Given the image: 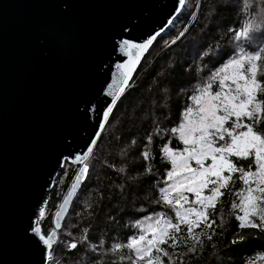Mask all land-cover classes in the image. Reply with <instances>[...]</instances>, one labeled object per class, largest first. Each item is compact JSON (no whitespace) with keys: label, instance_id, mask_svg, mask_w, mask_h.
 Here are the masks:
<instances>
[{"label":"snow or ice","instance_id":"6c2138e0","mask_svg":"<svg viewBox=\"0 0 264 264\" xmlns=\"http://www.w3.org/2000/svg\"><path fill=\"white\" fill-rule=\"evenodd\" d=\"M28 7L20 27L40 61L55 53L83 71L14 206L0 202V264H190L206 241L219 264L251 241L264 246V0H176L164 23L139 38L132 33L140 26L136 10L147 15L145 0H105L97 5L104 11L90 15L85 0ZM229 10L236 20L221 26ZM186 12L188 22L172 35ZM165 32L170 38L156 51ZM189 40L193 54L177 55ZM165 59L152 76L159 100L146 108L134 97L125 107L137 69ZM100 77L95 96L84 99ZM77 114L90 132L76 127ZM97 162L106 199L93 184ZM70 165V188L45 231L51 194ZM84 193L78 219L66 224L71 202ZM129 227L126 239L108 243ZM244 264H264V251Z\"/></svg>","mask_w":264,"mask_h":264},{"label":"water","instance_id":"95a60500","mask_svg":"<svg viewBox=\"0 0 264 264\" xmlns=\"http://www.w3.org/2000/svg\"><path fill=\"white\" fill-rule=\"evenodd\" d=\"M37 2L0 0V202L10 210L23 174L41 158L55 135L66 110L70 83L78 84L83 71L71 61L58 62L55 53L47 62L40 61L37 50L23 37L20 22L32 11L28 5ZM103 3L105 0H85V14L104 11L97 7ZM175 3L145 0L147 15L136 10L140 26L132 34L143 37L162 25ZM102 79H93L84 99L95 96ZM75 120L77 128L91 131L82 114H77ZM76 142L82 144L84 139L77 136Z\"/></svg>","mask_w":264,"mask_h":264},{"label":"trees","instance_id":"16d2710c","mask_svg":"<svg viewBox=\"0 0 264 264\" xmlns=\"http://www.w3.org/2000/svg\"><path fill=\"white\" fill-rule=\"evenodd\" d=\"M188 15L189 13L182 14L176 21V27L169 30V32L172 35L176 34V29L180 28L184 23L188 22ZM201 16L204 15L203 11L200 13ZM236 20L235 14L229 10L227 12H224L219 17L218 22L221 24V26L228 25ZM202 22V21H201ZM169 32L162 36L160 39V43L155 45L156 51H159V48L162 45L163 39H169L170 35ZM193 34H198V28L193 27L192 28ZM217 38H219V33L216 34ZM214 43V41H212ZM187 50L189 53V56L193 54L192 48H191V42L189 40V43L185 47H181L176 49L177 55H182L184 51ZM156 52H153V56L155 57ZM166 59L161 60L156 63H152L151 61H145L143 64V67H140L137 69L139 75L136 77L138 86L137 88L133 89L132 94L129 96L128 100L125 102V107L131 106L133 103V98L136 97H143L144 103L146 108H150L153 101L159 100V91L154 85L152 81V76L154 73L161 67L166 64ZM173 102H175V97L173 98ZM181 103H184L183 100H181ZM119 115V113H118ZM113 130L110 128L109 131L105 134V138L107 139L108 136L112 135ZM158 151V146L156 148ZM104 153L98 152L97 156L99 158H103ZM116 153L115 150H113V155L109 156V159H113L115 157ZM96 172H95V178L93 180L94 186H98L100 188V194L107 198V192L104 188V184L106 183L104 180L103 170L101 169L99 163L96 164ZM74 166H69L68 170V176L65 178L64 183L62 186H58L51 194V199L49 201L48 206V212H49V218L43 222V226L45 231H48V229L52 228V221H51V215L54 214L57 209L58 205L62 202L63 196L67 193V191L70 188L71 185V178L74 176ZM161 171L163 169L161 168ZM59 184V182H57ZM87 198V193H84L83 195L79 196V199L74 198L71 208L69 210L68 216L66 217L65 223H73L75 222L78 217H76V213L82 211V206L84 200ZM93 199H99L98 196L95 194L93 195ZM230 199V198H229ZM149 208H151V205H149ZM87 221H82L81 226L86 224ZM234 223V221H233ZM75 231V230H73ZM134 231L131 227L127 229H120L116 234L114 239L108 238V243L111 244L112 242H121L124 239H126V234L131 233ZM261 240H264V234L261 235ZM217 247H219V238H217ZM264 251V246L261 245V241H251L248 245H246L243 248L236 249L233 253H231L232 259L229 260L227 256L223 259V261L219 262V264H244V261L247 257L255 255L257 252ZM213 249H211L208 242H205V249L201 255L192 258L190 261V264H218V262L215 260V258L212 255Z\"/></svg>","mask_w":264,"mask_h":264},{"label":"rangeland","instance_id":"374dc122","mask_svg":"<svg viewBox=\"0 0 264 264\" xmlns=\"http://www.w3.org/2000/svg\"><path fill=\"white\" fill-rule=\"evenodd\" d=\"M239 3L242 4V3H243V0H239ZM70 166H72V165H70ZM74 167H75V166H74ZM58 186H62V184H58ZM48 230H51V228L48 229Z\"/></svg>","mask_w":264,"mask_h":264}]
</instances>
